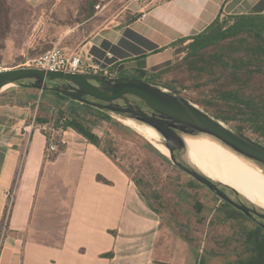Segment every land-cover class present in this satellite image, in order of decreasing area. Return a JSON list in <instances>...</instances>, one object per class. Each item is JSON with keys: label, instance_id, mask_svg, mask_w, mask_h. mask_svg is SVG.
Masks as SVG:
<instances>
[{"label": "crops", "instance_id": "crops-1", "mask_svg": "<svg viewBox=\"0 0 264 264\" xmlns=\"http://www.w3.org/2000/svg\"><path fill=\"white\" fill-rule=\"evenodd\" d=\"M9 1L13 22L5 47L12 57L24 58L26 50L17 43L25 36L18 39L21 28L15 25L14 12L23 16L27 9L37 22L48 0ZM119 2L114 9L108 7L111 1L96 5L91 16L61 33L52 45L80 52L83 62L108 68L110 76L149 75L171 63L173 43L199 34L222 13H264V0ZM98 18L102 23L93 29ZM81 27L87 31L72 41L78 34H70ZM34 98L28 88L0 92V264H198L186 242L161 240L159 219L127 174L80 134L72 129L60 133L63 148L44 160L47 137L32 124ZM10 193L14 197L4 228ZM47 195H59L60 210L50 213L45 208ZM47 232L61 234L56 239L26 235Z\"/></svg>", "mask_w": 264, "mask_h": 264}, {"label": "rangeland", "instance_id": "rangeland-1", "mask_svg": "<svg viewBox=\"0 0 264 264\" xmlns=\"http://www.w3.org/2000/svg\"><path fill=\"white\" fill-rule=\"evenodd\" d=\"M110 1L111 4L108 7L112 6L114 9L120 4L119 1L121 0H102L100 5L102 6V4ZM87 12L86 0H48L45 8L39 12L41 18L40 20L37 19V22L35 21L36 17H32L29 10L25 9L23 16L21 12L15 10V25L18 29L21 28L18 39L25 36L17 44L25 48L26 56L24 58L21 56L19 58L12 57V53L4 47L0 51V67H13L21 64L30 66L27 64L29 59L50 48L56 42V37L65 31H69L70 28L77 25V22L86 19ZM34 17L35 19L32 20L31 18ZM226 17H228V14L224 12L220 15V20H225ZM101 23L102 21L99 18L94 20L92 28L95 29ZM83 31H87L85 27L77 28L70 36L78 34L75 38L77 36L81 37L83 36ZM23 32L26 33L22 34ZM72 41H78V39H72ZM188 42L189 40L183 44L174 45V56L171 63L148 76L160 86L173 91L174 89L179 90L182 95L205 110L209 108L217 111L216 107L218 106L222 109L223 107L227 108L223 103L215 106L206 104V101L210 99L211 82L202 84L207 79L205 77L198 78L199 73L190 68L188 62L184 59L185 51L177 52L178 49H182ZM67 43L69 44V40L64 44L67 46ZM77 109L95 120V116L84 107H77ZM208 112L215 115L211 111ZM112 118L114 119L113 121L98 120L95 131L110 140L113 159L126 172L138 194L141 195V191L145 194L146 198L141 196L146 204L148 205L149 201L156 207L157 211H154L148 205L159 219L161 240L186 242L187 249H190L193 253V259L198 260L200 258L204 261V264H224L228 260H233L236 255L235 249L238 247V242L235 240L237 223L236 220L220 222L215 217V210L221 199L207 187L194 178V180L191 179V176L175 166L167 155L162 153L165 157L162 158L152 148H155V146L131 125L124 123L115 115H112ZM226 123L233 127L235 124L234 122ZM52 125L53 120H50L45 125H36L37 128L49 135L48 138L53 135V143L56 144L55 149L49 156L44 151V160L46 161L53 159V156L58 152L59 144L63 145L60 132H55L58 129ZM245 130L247 135L264 144V136L254 132L250 127ZM56 136L58 137L57 143ZM210 155L213 157L217 154L210 153ZM193 166L199 165L193 163ZM250 166L254 165H249L251 170ZM228 175L227 177L229 178ZM216 181L219 180L216 179ZM10 194L7 195V205L3 217L2 227L4 226V228H6L9 208L14 197V195ZM57 197L59 195H47L44 199V203L47 205L45 208L50 213L60 210L56 205L57 202L59 203ZM66 198L65 196V200ZM65 200L64 203L66 205ZM259 201L264 204L263 200L260 199ZM195 205H201V208L196 209ZM255 205L261 206L262 204L258 203ZM49 219L55 218L50 217ZM55 222L56 220L47 223L50 225ZM58 234H61V232L27 233L26 235L29 238L42 236L43 238L56 239ZM162 245L163 247L165 246V244Z\"/></svg>", "mask_w": 264, "mask_h": 264}, {"label": "trees", "instance_id": "trees-1", "mask_svg": "<svg viewBox=\"0 0 264 264\" xmlns=\"http://www.w3.org/2000/svg\"><path fill=\"white\" fill-rule=\"evenodd\" d=\"M100 2L102 0H86L88 6L86 18L94 13L95 6ZM12 22V3L9 0H0V51L5 47L7 36L12 30ZM188 40L189 42L177 52L185 51L184 59L190 68L199 73L198 78L207 79L202 84L211 82L210 99L206 104L215 106L223 103L227 106L223 109L218 106L217 111L209 108L206 110L209 109L207 111H211L224 122H234V127L243 133L250 127L254 132L264 136V13L228 15L225 20H220L218 16L199 34L180 39L173 45L183 44ZM119 76L154 82L144 72L133 76ZM28 90L35 93L33 101V104H37L35 125H45L53 120V127L74 130L116 163L111 156L110 140L95 131L97 121H113L111 115L58 92ZM174 91L181 94L179 90ZM77 107H84L95 116V120L79 111ZM44 134L48 139L49 135L45 132ZM62 148L63 145L59 144L58 150ZM152 148L165 158L157 148ZM97 178L109 182L100 176ZM140 193L146 198L142 191ZM148 205L157 211L149 201ZM194 207L200 209L201 205ZM215 217L220 222L236 220L237 223L236 255L233 260H228L224 264H264L262 227L223 200H220L215 210ZM198 264H204V261L199 258Z\"/></svg>", "mask_w": 264, "mask_h": 264}, {"label": "water", "instance_id": "water-1", "mask_svg": "<svg viewBox=\"0 0 264 264\" xmlns=\"http://www.w3.org/2000/svg\"><path fill=\"white\" fill-rule=\"evenodd\" d=\"M11 87L58 92L120 120L129 119L153 129L168 149V157L175 166L264 229V208L256 206L235 188L190 165L184 158L186 146L183 138L197 134L209 136L262 168L264 144L184 95L135 77L47 70L26 65L0 67V92Z\"/></svg>", "mask_w": 264, "mask_h": 264}, {"label": "bare ground", "instance_id": "bare-ground-1", "mask_svg": "<svg viewBox=\"0 0 264 264\" xmlns=\"http://www.w3.org/2000/svg\"><path fill=\"white\" fill-rule=\"evenodd\" d=\"M124 123L131 125L139 134L152 143L162 153L169 156L168 149L161 143L158 134L151 128L137 124L132 120L123 119ZM186 151L185 160L199 172L206 176L235 188L242 196L255 204L264 201V168L240 156L222 145L215 139L197 134L184 136ZM209 144V145H208ZM210 153L217 154L211 156ZM252 169H249V165ZM229 174V178L227 177Z\"/></svg>", "mask_w": 264, "mask_h": 264}, {"label": "built area", "instance_id": "built-area-1", "mask_svg": "<svg viewBox=\"0 0 264 264\" xmlns=\"http://www.w3.org/2000/svg\"><path fill=\"white\" fill-rule=\"evenodd\" d=\"M27 64L47 70H63L73 72L93 71V73L102 72L105 75L109 74L108 68H102L100 65L93 62L85 63L82 60L80 52L69 51L66 47L59 44L52 45L49 49L29 59ZM32 124L35 125L34 121H32ZM57 129L58 130L55 132H60L62 134L65 131L62 127H58ZM61 142L65 143L63 137H61ZM55 145L56 144L53 143V135H51L47 140L45 150L47 156H49V154L55 149Z\"/></svg>", "mask_w": 264, "mask_h": 264}]
</instances>
